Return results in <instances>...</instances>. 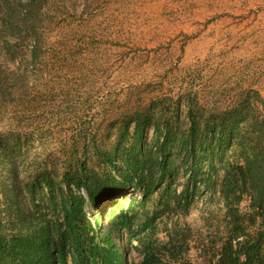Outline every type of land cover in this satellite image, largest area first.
<instances>
[{"label": "rangeland", "instance_id": "obj_1", "mask_svg": "<svg viewBox=\"0 0 264 264\" xmlns=\"http://www.w3.org/2000/svg\"><path fill=\"white\" fill-rule=\"evenodd\" d=\"M263 122L264 0H0V264L44 230L50 264H264L221 160Z\"/></svg>", "mask_w": 264, "mask_h": 264}, {"label": "trees", "instance_id": "obj_2", "mask_svg": "<svg viewBox=\"0 0 264 264\" xmlns=\"http://www.w3.org/2000/svg\"><path fill=\"white\" fill-rule=\"evenodd\" d=\"M258 125L254 130H251V138L257 140V146L252 148L254 155L252 163L243 153L235 152L233 159H227V152L221 158L224 171V183L222 187V197L228 205L231 203L234 207V214L238 215L240 204L244 197L248 198L249 209L257 212V216L264 219V174L262 167L264 166V122ZM217 149L227 143L229 146H234L235 141L232 138L214 139ZM241 146V145H240ZM262 180V182H261ZM232 208H230L231 210ZM264 227V224H262ZM52 239L49 231H42L39 236L22 238L21 245L18 250V255L21 257L20 263L30 264L33 258H39V261L44 264H49L52 261H60L58 252L50 251ZM263 243L256 240L253 247L260 248ZM258 251V250H257ZM258 253V252H257ZM64 262V261H62Z\"/></svg>", "mask_w": 264, "mask_h": 264}]
</instances>
